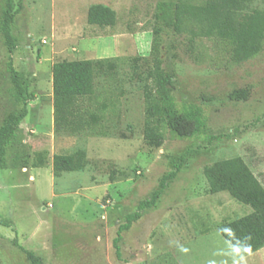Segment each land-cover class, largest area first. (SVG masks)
<instances>
[{
	"label": "rangeland",
	"instance_id": "1",
	"mask_svg": "<svg viewBox=\"0 0 264 264\" xmlns=\"http://www.w3.org/2000/svg\"><path fill=\"white\" fill-rule=\"evenodd\" d=\"M12 1L19 7L11 24L12 52L0 30V125L23 111L26 115L0 169V264H31L20 247L42 264H132L145 258L147 243L159 229L175 224L187 237L209 234L189 245L192 254L183 264L194 263L195 250L204 254L210 248L222 255L223 264H264V247L241 256L217 230L251 208L225 191L207 193L202 172L205 164L240 156L264 187V43L256 56L236 63L227 46L202 38L196 43L202 53L197 62L187 49L188 33L175 31L160 17V3L183 0ZM96 3L115 11L114 26L87 22V9ZM5 4L0 0V23ZM262 7V0H249L250 9ZM153 40L172 75L176 101L204 109L208 134L215 137L211 142L204 135L179 138L167 130L160 147L144 139L140 76L151 65ZM115 56L125 60L112 77L97 79L94 95L106 105L103 125L94 133L55 132L52 64ZM133 57L141 58L140 75L131 70ZM10 58L27 100L6 69ZM245 87L246 100L228 97ZM76 149L85 152L83 167L54 177L53 154ZM184 154L180 171L155 205L122 231L118 256L113 246L118 225Z\"/></svg>",
	"mask_w": 264,
	"mask_h": 264
},
{
	"label": "trees",
	"instance_id": "2",
	"mask_svg": "<svg viewBox=\"0 0 264 264\" xmlns=\"http://www.w3.org/2000/svg\"><path fill=\"white\" fill-rule=\"evenodd\" d=\"M262 8H249V0H201L199 2L180 1L159 4L160 17L177 32L188 33L187 49L193 59L199 62L202 53L196 43L202 38L215 40L229 49L231 59L242 62L256 56L264 43V0ZM19 7L12 0H6L2 12L0 30L9 52L14 48L15 38L11 24ZM87 22L99 27L114 26L116 13L101 3L92 4L86 13ZM150 55L151 65L140 76L143 85L145 122L143 136L146 142L160 147L165 139V130L179 138L204 135L208 142L215 137L208 134V117L204 109L191 102H178L173 95L172 75L163 68L158 56V47L153 40ZM140 57L131 59L133 73L139 72ZM125 59L106 57L98 59H63L52 64V98L54 130L70 135L94 133L105 119L106 105L94 98L98 78H110ZM7 71L21 97L27 100L21 75L14 69L11 58ZM141 72L138 73L140 75ZM249 88L234 89L228 94L233 100H246ZM26 115L9 117L0 125V169L4 165L6 147L15 136L19 124ZM186 154L180 156L172 171L162 175L159 186L151 195L141 200L134 212L125 216L118 225L113 246L119 256L117 243L122 231L129 229L142 212L155 205L169 180L175 178L184 163ZM85 152L76 149L69 153L53 154L52 171L54 177L63 172L79 170L83 167ZM207 181V193L225 191L236 201L248 205L251 211L243 216L222 222L217 230L241 256L252 254L264 247V187L240 156L217 159L205 164L202 169ZM31 264H42L31 251L20 247ZM250 248V251L247 249Z\"/></svg>",
	"mask_w": 264,
	"mask_h": 264
},
{
	"label": "crops",
	"instance_id": "3",
	"mask_svg": "<svg viewBox=\"0 0 264 264\" xmlns=\"http://www.w3.org/2000/svg\"><path fill=\"white\" fill-rule=\"evenodd\" d=\"M208 235L187 237L176 224L172 225L170 230L159 229L147 243L145 258L136 257L132 264H183L192 254L189 245L195 244L196 239ZM203 252L201 249L195 250V256L197 254L198 256L193 264H223L222 255L216 250L212 251L210 248L206 250V253L203 254ZM164 257L168 260H165Z\"/></svg>",
	"mask_w": 264,
	"mask_h": 264
},
{
	"label": "clouds",
	"instance_id": "4",
	"mask_svg": "<svg viewBox=\"0 0 264 264\" xmlns=\"http://www.w3.org/2000/svg\"><path fill=\"white\" fill-rule=\"evenodd\" d=\"M247 251H250V248H248Z\"/></svg>",
	"mask_w": 264,
	"mask_h": 264
}]
</instances>
